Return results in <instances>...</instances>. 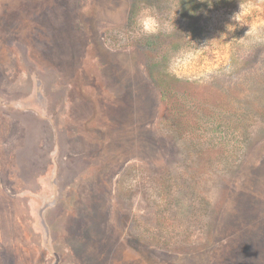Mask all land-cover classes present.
<instances>
[{"label": "rangeland", "instance_id": "obj_1", "mask_svg": "<svg viewBox=\"0 0 264 264\" xmlns=\"http://www.w3.org/2000/svg\"><path fill=\"white\" fill-rule=\"evenodd\" d=\"M0 264H264V0H0Z\"/></svg>", "mask_w": 264, "mask_h": 264}, {"label": "clouds", "instance_id": "obj_2", "mask_svg": "<svg viewBox=\"0 0 264 264\" xmlns=\"http://www.w3.org/2000/svg\"><path fill=\"white\" fill-rule=\"evenodd\" d=\"M173 20L174 19L171 20V25L175 28ZM140 23L144 31L147 33H154L156 31H159L161 27H166V25H161L158 20L151 17L141 20Z\"/></svg>", "mask_w": 264, "mask_h": 264}]
</instances>
